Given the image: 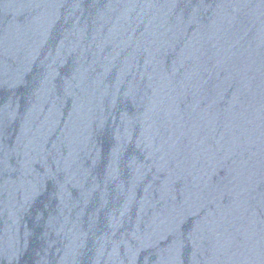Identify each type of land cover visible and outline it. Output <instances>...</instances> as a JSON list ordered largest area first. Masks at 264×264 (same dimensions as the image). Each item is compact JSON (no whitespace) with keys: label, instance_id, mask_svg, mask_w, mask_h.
<instances>
[{"label":"water","instance_id":"obj_1","mask_svg":"<svg viewBox=\"0 0 264 264\" xmlns=\"http://www.w3.org/2000/svg\"><path fill=\"white\" fill-rule=\"evenodd\" d=\"M0 264H264V0H0Z\"/></svg>","mask_w":264,"mask_h":264}]
</instances>
